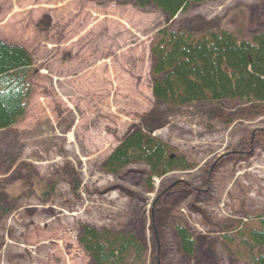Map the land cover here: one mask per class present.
I'll return each instance as SVG.
<instances>
[{
  "label": "rangeland",
  "instance_id": "1",
  "mask_svg": "<svg viewBox=\"0 0 264 264\" xmlns=\"http://www.w3.org/2000/svg\"><path fill=\"white\" fill-rule=\"evenodd\" d=\"M135 1L0 0V39L32 59L26 114L0 130V264H94L83 226L131 235L142 252L128 263L257 264L242 239L264 217V104L157 101L149 46L166 24L264 33V0H205L169 20ZM136 128L182 166L105 169Z\"/></svg>",
  "mask_w": 264,
  "mask_h": 264
},
{
  "label": "trees",
  "instance_id": "2",
  "mask_svg": "<svg viewBox=\"0 0 264 264\" xmlns=\"http://www.w3.org/2000/svg\"><path fill=\"white\" fill-rule=\"evenodd\" d=\"M203 1L136 0L135 5H153L164 20H169L180 10ZM149 52L153 58L151 91L157 101L174 108L195 103L213 104L223 99L255 106L264 104L262 32L241 37L220 28L194 34L171 30L166 24L158 29ZM31 66L32 59L25 48L0 39V130L16 125L26 114ZM143 122L146 125L145 119ZM144 129L128 132L104 160L103 167L113 171L135 161L145 162L154 171L181 167L183 162L176 161L175 156L167 158L166 146L144 133ZM3 198L0 194V203ZM175 231L182 249L191 253L193 242L185 228L177 224ZM250 236L251 242L242 239V243L256 249L257 255H251L252 261L264 264V217ZM77 240L94 264H136L134 259L128 263V257L132 252L134 257L142 252L131 235L98 231L90 226L82 227Z\"/></svg>",
  "mask_w": 264,
  "mask_h": 264
}]
</instances>
